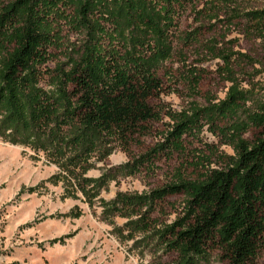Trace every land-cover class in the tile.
I'll list each match as a JSON object with an SVG mask.
<instances>
[{
	"label": "rangeland",
	"instance_id": "obj_1",
	"mask_svg": "<svg viewBox=\"0 0 264 264\" xmlns=\"http://www.w3.org/2000/svg\"><path fill=\"white\" fill-rule=\"evenodd\" d=\"M10 1L0 0V6ZM82 1L62 2L67 18L55 22L46 60L36 65L45 74L29 86L28 96L34 88L53 93L59 85L55 70L70 67L90 45L87 30L70 19ZM208 1L188 0L176 8L174 25L167 30L171 56L156 63L154 72L161 86L148 99L160 117L147 122L146 132L127 148L112 140L105 144L109 150L104 157L91 151L83 155L86 159H73L74 152L65 146L72 144L68 126L62 125L63 133L51 141L50 126H33L40 144L32 145L19 138L31 133L27 114L19 120L17 133L16 127L4 120L5 113H0V264H193L191 258L183 260L177 250L167 249L157 233L182 215L187 194L179 192L152 201L149 195L179 180L195 181L206 168L221 167V156L232 154L228 131L243 120V114L222 120L212 114L219 128H228L222 135L203 118L176 147L156 150L165 141L163 135L171 123L166 112L195 105L209 113L224 98L229 82L220 75L222 62L205 52L204 45L211 38L251 58L241 57L234 68L240 86L250 90L245 108L264 98V37L244 35L242 24L223 27V15L213 20L197 16L194 10L202 9ZM237 1L241 10L264 8V0ZM106 2L120 24L115 27L110 20H101L105 34L97 37L108 54L114 49L121 55L131 44L133 33L114 0ZM148 44L142 47L146 55L153 47L152 42ZM3 54L0 50V69ZM188 69L200 74L194 90L188 86ZM53 99L58 102L57 97ZM259 134L264 135V128L251 127L242 136L252 139ZM80 146L74 145L78 153L84 151ZM58 147L61 152L55 150ZM139 199L142 201L136 206L126 204ZM194 264L223 261L214 250L194 259ZM257 264H264V255Z\"/></svg>",
	"mask_w": 264,
	"mask_h": 264
},
{
	"label": "trees",
	"instance_id": "obj_2",
	"mask_svg": "<svg viewBox=\"0 0 264 264\" xmlns=\"http://www.w3.org/2000/svg\"><path fill=\"white\" fill-rule=\"evenodd\" d=\"M63 1L11 0L0 6V50L4 51L0 113H5L4 120L16 127L17 133L19 120L27 114L25 119L31 125V133L19 136L22 142L40 144L33 126L41 129L50 126L49 141L58 140L65 125L72 131V144L65 146L74 152L73 159H86L83 155L91 151L104 157L109 150L106 143L113 140L127 148L146 132L147 122L159 119V110L148 102L161 86L154 67L171 56L167 30L174 25L172 16L176 8L188 0H114L133 33L131 44L121 55L114 49L108 54L97 37L105 34L101 20H110L115 27L120 24L112 15L113 9L106 0H83L70 19L87 30L92 39L90 45L82 49L79 59L70 67L55 70L53 76L59 85L53 88V93L34 88L28 96L29 86L45 74L36 65L45 62L55 22L65 16ZM194 12L209 20L223 15V27L242 24L244 35L264 37V8L241 10L237 0H210ZM93 22L96 24L92 25ZM150 42L153 47L150 55H146L142 47L150 46ZM204 47L206 54L222 62L218 68L220 75L229 82L225 96L210 108L211 115L195 105L188 110L167 111L171 123L163 135L165 141L156 150L176 147L181 137L203 118L222 135L228 128H219L212 114L220 115L222 120L233 119L241 112L243 120L228 131L232 154L221 156V167L206 168L195 181L179 180L150 192L151 201L179 192L188 196L182 215L157 233L167 249L177 250L183 260L191 258L193 264L194 259L214 250L223 264H257L264 255V135L252 139L242 135L251 127L264 128V98L245 108L250 90L240 86L234 68L241 57L251 61L249 55L220 45L215 38L209 39ZM187 74L188 86L194 90L200 74L194 69H188ZM75 143L81 144L84 151L78 153ZM55 150L61 152L60 147ZM141 201L126 204L133 207Z\"/></svg>",
	"mask_w": 264,
	"mask_h": 264
}]
</instances>
